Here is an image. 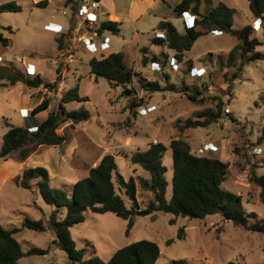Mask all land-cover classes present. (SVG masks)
<instances>
[{
  "label": "rangeland",
  "instance_id": "obj_1",
  "mask_svg": "<svg viewBox=\"0 0 264 264\" xmlns=\"http://www.w3.org/2000/svg\"><path fill=\"white\" fill-rule=\"evenodd\" d=\"M8 1L20 4L21 10L0 12V31L11 39L7 50L0 48V64L20 68L25 61H33L39 65L45 79L55 80L59 76L60 82L56 89L32 88L37 96L35 101L40 102L45 97L50 99L47 109L34 114L33 109L19 108L26 102L23 94L17 93L21 104L11 101L12 105L7 107L0 96V150L8 123H18L20 114L26 118L37 116L38 122L45 120L50 111L59 112L63 93L78 84L80 95L89 99H74L65 106L68 110L85 107L91 113L89 119L61 121L57 132L66 137L62 144L31 145L27 148L31 157L26 167H46L51 186L63 189L70 196L74 182L85 177L90 167L95 166L106 153L114 154L119 171L125 178L148 176L139 164L131 162V155L136 150L146 149L151 142L161 141L166 145L163 163L166 166V197L169 199L173 177L170 141L182 137L191 143L193 152L229 162L223 187L241 194L246 211L256 213L255 217H248L250 223L264 220L261 187L253 180L254 172L264 174V139L260 141L264 133V59L250 61L242 72L238 66L228 67L227 53L238 40L229 33L210 31L196 40L185 52L183 61L177 60L176 65L170 58L174 53L166 49L168 57L161 55L160 69L154 70L152 59L144 65L142 57L143 47L150 48L147 52L149 57L158 47L151 42L159 32L156 29L158 17H167L181 33L185 31V18H189L188 15L176 14L172 3L161 0L154 6L156 12H142L147 1L136 0L130 18L120 23V33H109L112 41L108 47L91 50L74 40L73 60L68 64V51L59 48L58 38L63 36L62 32L72 28V40L76 34L74 19L79 21L80 18L73 14V6H64L60 0H49L46 6H37L33 0H0V3ZM129 1L124 0L126 6ZM219 1L204 0L203 7L211 9ZM222 1L235 9L234 28L250 22L252 13L248 0ZM64 9L67 15L63 14ZM49 20L61 21L64 31L49 28ZM4 27H11L12 32ZM258 29L251 37L264 42L263 24ZM66 39L67 44L72 41L69 37ZM258 49L264 52V43ZM112 51L123 52L125 65L140 73L135 74L132 83L127 85L136 89V94H125L124 86H112L105 77L91 75L89 60ZM56 64L61 70L59 73ZM140 76L160 80L162 86L176 84L178 88L145 91L139 83ZM0 83L2 88L7 87V81L0 80ZM183 86L187 91L180 89ZM195 91L199 93L196 94L197 100L193 101L188 92L195 94ZM134 95L142 98V104L130 109ZM219 97L225 104L222 118L217 122L183 130L178 127L187 118H196L198 111L215 107ZM201 148L204 151L201 152ZM20 155L21 150L18 149L10 158L0 159V224L6 228H20L14 235L25 251L37 246L47 249V253L25 255L17 264H68L67 254L56 242L54 228L49 226L50 214L56 206L45 202L35 184L24 188L18 183L22 171L17 163ZM6 172L11 177L3 179ZM137 197L144 207L151 195L138 185ZM58 208L62 218L65 207ZM26 217L41 219L47 229L40 231L22 227ZM127 227L128 219L113 212L87 211L85 220L70 230L77 247L85 248L87 255H98L104 260L110 259L118 248L130 242L151 239L161 250L155 264H173L175 259H184V264H264V232L236 226L219 213L200 219L155 211L136 215L129 233ZM181 228L182 238L178 237ZM170 239L172 242L169 243Z\"/></svg>",
  "mask_w": 264,
  "mask_h": 264
},
{
  "label": "trees",
  "instance_id": "obj_2",
  "mask_svg": "<svg viewBox=\"0 0 264 264\" xmlns=\"http://www.w3.org/2000/svg\"><path fill=\"white\" fill-rule=\"evenodd\" d=\"M203 1L179 0L173 5L174 11L180 16L186 11L193 14L194 23L192 26L185 25V31L181 33L172 21L161 20L156 27L160 34L155 33L151 42L162 49L149 57L147 52L150 49L143 47L142 63L144 65L150 59L159 62L161 55L168 57L165 48L172 51L178 61H183L185 52L192 48L194 42L214 30L229 33L238 40L236 46L227 53L228 67L238 66L241 71L250 61L264 59V52L258 49V46L264 42L257 37H251L254 32L252 23L234 28V8L220 0L211 9H205ZM248 1L252 16L262 18L264 21V0ZM47 3L48 0H40L35 5L46 6ZM68 5L75 8V0H65L64 6ZM19 10H21V5L14 1L0 3V12ZM4 28L12 32L11 27ZM99 30L119 34L120 22L104 19ZM61 35L63 36L58 38V46L62 51L67 52L68 39L66 38L71 37V31ZM10 45L11 39L0 31V48L3 47L6 50ZM238 58H240L239 63ZM89 66L91 75L105 77L112 86H124L125 94H136V89L128 88L127 85L132 83L134 75L138 72L125 65L123 52L112 51L102 53L99 57L93 56L89 60ZM56 70L58 73L61 71L59 67ZM234 76L237 77L238 74L235 72ZM0 80H6L10 84L21 81L30 88L44 86L47 89H56L60 77L57 76L54 81H50L44 79L40 73L32 75L26 73V70L0 64ZM139 83L145 91L150 92L178 88L176 84L162 86L160 80H148L143 76L139 77ZM180 89L186 90L184 86ZM197 93L199 92L195 91V94L188 92V96L196 101ZM74 99L79 101L89 99L85 95H80L78 84L63 93L59 102V112L50 111L48 117L36 125L35 130H30L28 124H8L9 129L3 135L0 159H8L14 151L20 149L21 155L18 159L24 160L30 153L27 148L31 145H59L65 142L66 137L57 132L60 122L84 121L88 120L91 115L85 107L68 110L65 103ZM141 104L142 98L134 95L128 108L132 109ZM224 104V100L219 97L215 107H206L198 111L196 118L189 117L184 124H178V127L183 130L188 127H205L217 122L222 118ZM49 105L50 99L45 97L33 108V113L45 110ZM263 139L264 133L260 136V141ZM170 147L173 153V177L172 193L169 199L166 197V166L163 163L166 145L161 141L151 142L146 149L136 150L131 155V162L139 164L148 176L125 178L119 171L114 154L106 153L95 166L90 167L85 177L74 182L70 196L63 189L50 185L49 171L44 166L25 168L18 178V183L24 188H31L35 184L45 202L56 206L50 214L49 226L54 228L56 242L66 252L68 264H155L160 255L161 250L158 243L151 239L130 242L118 248L108 260L98 255H87L85 248L77 247L70 230L73 225L85 220L87 211L95 213L110 211L128 219L127 233L133 227L136 215H148L155 211L200 219L219 213L236 226L250 231L264 232V220L249 222L248 217H255L256 213L246 211L242 195L223 187L229 167L228 161L193 152L191 143L182 137L173 138L170 141ZM253 180L261 187V199L264 203V174L258 175L254 172ZM138 185L151 195L144 207L138 201ZM60 206L65 207V215L62 218L59 217L58 207ZM22 227L43 231L48 226L41 219L33 220L26 217ZM19 230L18 227L6 228L0 224V264H17L19 259L25 255L47 253V249L37 246L25 251L14 235ZM178 237H183V228L180 229ZM168 242H172V239ZM184 262V259L173 260V264H184Z\"/></svg>",
  "mask_w": 264,
  "mask_h": 264
},
{
  "label": "crops",
  "instance_id": "obj_3",
  "mask_svg": "<svg viewBox=\"0 0 264 264\" xmlns=\"http://www.w3.org/2000/svg\"><path fill=\"white\" fill-rule=\"evenodd\" d=\"M38 1H40V0H33L32 3L35 4ZM60 1L64 5V1L65 0H60ZM146 1H147V3L144 6V9L142 10V12L151 11V10L156 12L157 10L154 8V6H155V4H157L158 0H146ZM161 1H163L164 3H172L171 5L173 7V5L175 3H177L179 0H161ZM100 3H101V7H100V18L101 19H111V20H115V21H118V22L122 23L124 20L130 18V15L134 11L136 0H130L129 4L127 3V6L124 3V0H100ZM48 4H49V0H48L47 5ZM67 14H68V12H67ZM67 14H65V15H67ZM187 15L189 16L188 17L189 18L188 22L189 23L193 22L194 21V15L191 14L190 12H188ZM251 18L252 19L250 20L249 23H252V25H253V23H254L256 18H254L253 16ZM164 19H167V17H163V18L162 17H158L157 21L159 23L161 20H164ZM49 21H54L56 23H60V24L63 25V23L61 21H55V20H49ZM158 23H157V25H158ZM254 30H256V29H254ZM259 30L260 29H258L257 31H259ZM257 31H255L256 35L258 34ZM110 40H111V38H110ZM260 40L263 41V39H260ZM161 49L162 48L160 46H158L157 49H153V53L154 52H159ZM164 50H166V48ZM27 63L33 64L34 67H35L36 73H40L41 76H42V72L39 69V65L37 63L33 62V61H25L23 64H21L19 69L25 70V64H27ZM56 68H57V64H56ZM46 80H48V79H46ZM50 81H54V79H52ZM41 88H42V86H41ZM33 89H36V88H33ZM33 89L30 88V87H27L21 81H18L15 84H9L8 83L7 87H5V88H2V85L0 83V96H2L3 101H5V104L7 103V105H6V107H7L10 104L12 105V102H15L17 104H21L20 103V99L17 96V93H21V94L24 95V98H25L26 102L24 104H21V106L19 108H22V106H23L24 109L28 108V110L31 111L33 109L31 107H34L38 103L41 102V101L39 102V100L35 101V97H37V96L33 94L34 93L33 91H35ZM44 89H46V88H44ZM30 103H31V106H30ZM0 105H1V103H0ZM26 105H28V106H26ZM4 110L6 111L7 108L4 109ZM32 113H33V111H32ZM40 122H38V117L37 116H34V117L30 116L29 118H26V117H24V116H22L20 114L18 123H16V124L12 123V124H14V125H26V124H28V125H30V127H29L30 130H35L37 128L36 125L39 124ZM10 123H8V124H10ZM7 128L9 129L8 125H7ZM29 157H31L30 154L28 155L27 159H24V160L18 159L17 163L22 168L21 169L22 171L25 168H27L26 167L27 166V160L29 159ZM11 159H13V158H11ZM22 171H21L20 174H22ZM9 177H11V174L9 172H6L5 175H3V179H8Z\"/></svg>",
  "mask_w": 264,
  "mask_h": 264
},
{
  "label": "built area",
  "instance_id": "obj_4",
  "mask_svg": "<svg viewBox=\"0 0 264 264\" xmlns=\"http://www.w3.org/2000/svg\"><path fill=\"white\" fill-rule=\"evenodd\" d=\"M76 5L74 8V15L75 17H79L80 20L77 21V19H74L75 23V28H76V34L73 35V40L72 37H70V43L67 44L68 48V54L66 55L67 58L69 59L67 63L69 64L70 61L73 60V52L75 48L74 40H77L82 46H84L87 49H105L108 47L110 44V35L109 31L107 30H102L100 31L101 27V22L104 19L100 18V7L101 3L100 0H75ZM188 11L184 12L183 15H187ZM63 14H67V10H63ZM189 17V16H188ZM186 19V24L188 26H192L194 21L189 23L188 19ZM263 19L262 18H256L253 27L254 29H258L260 26L263 24ZM48 27L54 30L58 31H64V28L62 24L56 23L54 21H49ZM68 28H72L69 27ZM73 29V28H72ZM72 29H69L68 31H64L62 33H68ZM79 31V32H78ZM78 32V33H77ZM214 32H220L218 30H214ZM75 33V32H74ZM160 34V32H157ZM171 60H173L174 65L177 64V59L174 56H170ZM173 64V63H172ZM64 66H67L66 63H63ZM152 69L157 70L160 69V64L157 61H152L151 63ZM25 70L29 74H36L33 73L35 72V67L33 64L27 63L25 64ZM143 89V88H142ZM140 110L147 111V109H142ZM207 148V146L205 147ZM200 151H204V148H201Z\"/></svg>",
  "mask_w": 264,
  "mask_h": 264
}]
</instances>
